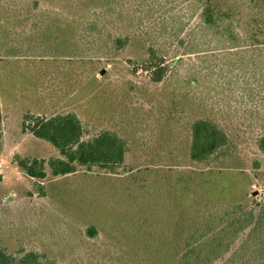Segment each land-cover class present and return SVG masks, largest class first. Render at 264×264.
Wrapping results in <instances>:
<instances>
[{
    "label": "rangeland",
    "instance_id": "1",
    "mask_svg": "<svg viewBox=\"0 0 264 264\" xmlns=\"http://www.w3.org/2000/svg\"><path fill=\"white\" fill-rule=\"evenodd\" d=\"M133 1L119 0L93 34L86 24L103 0H0V247L53 264H178L194 224L214 213L217 229L234 223L221 234L230 252L214 264H264V244L249 250L252 228L233 239L264 208V59L227 38L264 43V0H153L171 5L147 25L168 18L172 27L118 51L112 38L137 28ZM210 3L229 19L200 33ZM70 113L85 141L108 131L126 143L116 174L52 175L49 162L62 157L30 129ZM199 119L229 138L207 164L190 158ZM21 160L45 162L47 178H31Z\"/></svg>",
    "mask_w": 264,
    "mask_h": 264
},
{
    "label": "trees",
    "instance_id": "2",
    "mask_svg": "<svg viewBox=\"0 0 264 264\" xmlns=\"http://www.w3.org/2000/svg\"><path fill=\"white\" fill-rule=\"evenodd\" d=\"M152 1H133L136 12L139 14L137 28L133 31L134 34L132 36L121 35L113 37L111 44L114 49L121 51L129 46L134 39L138 38L141 41H145L148 37L160 35L163 33V30H168L172 27L173 24L168 18H156L154 22L149 21L150 24L147 25L146 19L151 20L156 17V14L162 15V13H167L171 5V3L161 4L158 1L156 4H152ZM160 1L162 2V0ZM116 5H119V0H103L102 4L98 6L101 11L96 13L95 18L87 22L86 30L93 34H99L106 23L110 24L108 21L112 22L113 13L117 11ZM38 6V2H35L34 8H38ZM110 8L114 12L110 13ZM141 15L145 16L141 17ZM228 19L227 15L218 10L212 3L205 4V6L202 5L200 23L197 26V30L201 33L209 28L218 27L220 23L228 22ZM193 35L195 36L196 33H193ZM227 35L229 41L233 38L238 39L241 46H243L242 48H244L241 54H262L261 57L264 59V43L249 37L242 39L236 34L233 36L232 33H228ZM195 44L193 42L192 46H195ZM149 52L152 62H162V57L158 56L155 48H150ZM243 65L249 67V62L245 61ZM192 81L194 82V79H191ZM30 132L36 138L52 144L60 153L62 158L52 159L49 162V167L55 178L74 174L78 172L80 167L86 168L88 171L98 168L102 171L116 174L117 170L125 164L127 154L126 143L117 134L108 131L85 141L83 139L84 128L82 122L75 113L53 116L49 119L38 118L30 129ZM1 138L2 131L0 128ZM228 142L229 138L226 132L215 122L208 119H199L192 126L190 158L194 163L207 164L215 158V155L221 149L228 145ZM259 148L264 153V137L259 139ZM19 165L33 179L44 180L47 178L45 162L43 161L34 160L28 162L21 160L19 161ZM207 217L206 223H203L204 225L201 224L202 222L194 224V229L190 231L185 241V251L178 264H214L224 254L230 252L232 245L230 241L226 243V239H222L221 234L225 232V229L234 227V223L230 221L224 229L220 230L215 227L214 222H209L211 218L216 219L215 214H208ZM248 227L252 228V235L249 237V250L256 252V248L264 244V235H258L264 231V208L257 218L252 213L249 214L248 221L240 222L239 227L234 231L233 239H236L237 235ZM88 234L90 237L95 238L97 235L95 228L88 229ZM22 253L23 256L17 259L9 255L4 248L0 247V264H53L44 255L37 252L23 251Z\"/></svg>",
    "mask_w": 264,
    "mask_h": 264
}]
</instances>
